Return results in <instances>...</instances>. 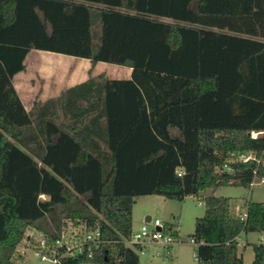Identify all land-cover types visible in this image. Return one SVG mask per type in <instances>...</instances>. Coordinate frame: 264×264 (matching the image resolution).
Listing matches in <instances>:
<instances>
[{
	"label": "trees",
	"instance_id": "trees-1",
	"mask_svg": "<svg viewBox=\"0 0 264 264\" xmlns=\"http://www.w3.org/2000/svg\"><path fill=\"white\" fill-rule=\"evenodd\" d=\"M32 50L132 74L91 75L27 110L13 78ZM250 152L255 160L238 159ZM255 171L256 185L264 0H0V264H24L27 237L53 246L65 219L101 236L59 264H140L126 241L135 199L146 195L199 197V264H245L240 242L264 236V202L236 212L230 197L203 191L252 188ZM252 246V264H264V241Z\"/></svg>",
	"mask_w": 264,
	"mask_h": 264
},
{
	"label": "rangeland",
	"instance_id": "rangeland-1",
	"mask_svg": "<svg viewBox=\"0 0 264 264\" xmlns=\"http://www.w3.org/2000/svg\"><path fill=\"white\" fill-rule=\"evenodd\" d=\"M39 51L44 58L58 60H68L70 62H59L57 65L50 63L47 67L42 68L41 74L37 76H68L75 69L78 59L87 61L88 59L79 58L71 55H65L56 52L32 50L27 57V66L30 69L34 68L33 56ZM42 57V58H43ZM66 63V64H64ZM110 63H106L105 68L101 70L107 74L112 71L109 68ZM65 65V66H64ZM79 68L85 69L84 65L79 64ZM100 63L97 66H103ZM64 66V67H63ZM33 74V72H29ZM112 77H122L121 74L112 73ZM205 195H220L231 198L232 206L236 212L244 210L248 201L264 202V183H257L252 188L244 187L242 185H225L215 189H206L203 191ZM203 197V195H202ZM42 198H46L45 196ZM206 206L203 202L199 201L197 196H188L183 201L169 199L161 195H146L139 196L135 199L133 206V232H137L141 225L146 221V217L150 215L153 219H159L167 226H174L179 235L177 243L172 247L173 254L167 255L159 246L147 245L145 253L138 251L140 255V264H199L196 258V247L194 243L195 222L198 217L205 214ZM65 227H72V219H65ZM76 223V222H74ZM38 234L35 230H28L26 236L32 238L33 235ZM261 233L253 232L247 234L240 242L239 253L243 255L245 264H252L255 257L252 243L259 242L258 240ZM34 242V241H33ZM32 240L24 239L18 246V252L24 256V264H43L36 255L32 244Z\"/></svg>",
	"mask_w": 264,
	"mask_h": 264
},
{
	"label": "built area",
	"instance_id": "built-area-1",
	"mask_svg": "<svg viewBox=\"0 0 264 264\" xmlns=\"http://www.w3.org/2000/svg\"><path fill=\"white\" fill-rule=\"evenodd\" d=\"M261 133L263 132H253L252 136L257 137ZM238 159L248 162L252 159L255 160L256 155L254 152L239 154ZM258 178L255 171V178L251 183L252 187ZM261 179V183H264V178ZM246 215V210L240 214L242 219H245ZM82 228L79 222H73L72 227H67L62 237L57 239L53 246L46 244L42 234H39L40 241L34 248L37 257L43 264H59L64 257H73L82 253L87 243H99L101 236L99 229L87 231L82 230ZM178 237L174 226H167L161 220L151 217L150 221H144L137 232H132L131 237L126 241V245L142 253H145L147 245H156L171 256L173 254L172 247L177 243ZM261 240L264 241V236Z\"/></svg>",
	"mask_w": 264,
	"mask_h": 264
},
{
	"label": "crops",
	"instance_id": "crops-1",
	"mask_svg": "<svg viewBox=\"0 0 264 264\" xmlns=\"http://www.w3.org/2000/svg\"><path fill=\"white\" fill-rule=\"evenodd\" d=\"M35 52L36 53L33 56L34 57L33 60H36L34 62L35 65L34 68L30 69L27 66V70L25 72L18 73L13 78V84L27 110H31L34 107L35 103L37 102H45L50 98L59 97L63 93V91H65L71 86L86 81L91 75L96 76L100 73H105L101 69L106 67V65H103L106 63L99 62L103 66L96 65V67H94V69L91 71L90 60L83 61L82 59H78V61L75 62L76 63L75 69L68 76H37L38 73L39 75H42L41 74L42 68H45L47 67L48 64L53 63L52 61H54L55 62L54 64L56 65H57L56 63L57 61L59 62H70V61L65 60V58H63L64 60H60V59L58 60L57 58L54 59L44 58L42 53H40L39 51H35ZM25 62L27 65V59ZM80 63L85 66L83 67L85 71H83L82 68H79ZM107 65H109V68L111 69L112 73L114 74L118 73L122 75V77H112L111 76L113 75L112 73L111 74L105 73L110 78L127 79L131 77L132 74L131 68L115 65V64H107ZM29 72H33V74H29ZM260 236L261 237H259L258 240L259 239L261 240L263 235L260 234Z\"/></svg>",
	"mask_w": 264,
	"mask_h": 264
},
{
	"label": "water",
	"instance_id": "water-1",
	"mask_svg": "<svg viewBox=\"0 0 264 264\" xmlns=\"http://www.w3.org/2000/svg\"><path fill=\"white\" fill-rule=\"evenodd\" d=\"M150 220H151V216L149 215L146 217V221H150Z\"/></svg>",
	"mask_w": 264,
	"mask_h": 264
}]
</instances>
